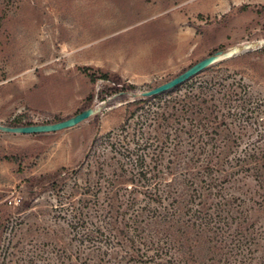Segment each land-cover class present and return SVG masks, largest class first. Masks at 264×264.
I'll list each match as a JSON object with an SVG mask.
<instances>
[{
    "label": "rangeland",
    "instance_id": "1",
    "mask_svg": "<svg viewBox=\"0 0 264 264\" xmlns=\"http://www.w3.org/2000/svg\"><path fill=\"white\" fill-rule=\"evenodd\" d=\"M262 38L264 0H0V123L54 121L101 106L97 115L61 130L0 129V264L69 262L65 249L73 233L55 206L74 177L65 188L33 199L23 189L24 179L75 165L95 136L119 128L135 98L121 97L114 88L106 94L109 81H92L82 66L115 72L137 84L141 94L216 50L253 43L160 96L199 91L212 78L244 84L248 96L262 103L243 127V144L253 146L264 144V136L258 137L264 127ZM101 149L97 146L92 159ZM86 166L80 182L90 171ZM25 199L32 200L27 208ZM245 225L263 230L264 208H253Z\"/></svg>",
    "mask_w": 264,
    "mask_h": 264
},
{
    "label": "trees",
    "instance_id": "2",
    "mask_svg": "<svg viewBox=\"0 0 264 264\" xmlns=\"http://www.w3.org/2000/svg\"><path fill=\"white\" fill-rule=\"evenodd\" d=\"M82 67L92 81H109L106 94L114 88L135 98L119 128L95 136L75 165L24 179L33 199L74 177L55 206L73 233L68 264H264V229L245 225L253 208H264V144H243L245 121L261 98L217 78L199 91L146 96L115 72Z\"/></svg>",
    "mask_w": 264,
    "mask_h": 264
},
{
    "label": "water",
    "instance_id": "3",
    "mask_svg": "<svg viewBox=\"0 0 264 264\" xmlns=\"http://www.w3.org/2000/svg\"><path fill=\"white\" fill-rule=\"evenodd\" d=\"M263 43H264V38L258 41V44H263ZM253 46H255L253 43H245L244 47L235 45L227 49L216 50L215 52L191 64L189 67L185 68L183 71L169 78L168 80L161 82L149 89L143 90L141 94L149 96V95L160 94L165 91H168L174 88L175 86L181 84L185 80L191 78L200 71L204 70L210 64L228 58L234 55L235 53L239 52L243 48H250ZM100 110H101V106H97V107L90 106L82 109L81 111L75 114H72L68 117L53 122H39V123L19 124V125L0 123V129L9 132H21V133L56 131L74 126L79 122L87 119L88 117L94 115Z\"/></svg>",
    "mask_w": 264,
    "mask_h": 264
}]
</instances>
